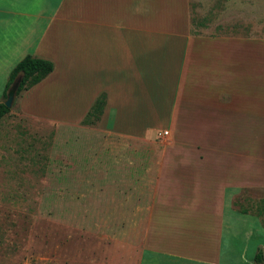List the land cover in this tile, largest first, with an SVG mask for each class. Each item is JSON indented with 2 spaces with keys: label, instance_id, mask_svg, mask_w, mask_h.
Listing matches in <instances>:
<instances>
[{
  "label": "crops",
  "instance_id": "0c3cea01",
  "mask_svg": "<svg viewBox=\"0 0 264 264\" xmlns=\"http://www.w3.org/2000/svg\"><path fill=\"white\" fill-rule=\"evenodd\" d=\"M27 55L55 68L18 98L25 113L35 102L81 119L106 93L102 128L155 144L134 264H256L263 245L224 247V232L241 220L247 239H264L261 218L233 205L264 189V37L193 33L188 0H0V103ZM163 124L161 137L151 127Z\"/></svg>",
  "mask_w": 264,
  "mask_h": 264
},
{
  "label": "rangeland",
  "instance_id": "374dc122",
  "mask_svg": "<svg viewBox=\"0 0 264 264\" xmlns=\"http://www.w3.org/2000/svg\"><path fill=\"white\" fill-rule=\"evenodd\" d=\"M188 3L193 33L264 37V0ZM24 93L0 120V264H134L156 191L155 144L83 125L80 110L56 121L62 111L29 102V115ZM233 205L256 215L264 189H242ZM235 224L224 247L264 248L243 233L247 222Z\"/></svg>",
  "mask_w": 264,
  "mask_h": 264
},
{
  "label": "trees",
  "instance_id": "16d2710c",
  "mask_svg": "<svg viewBox=\"0 0 264 264\" xmlns=\"http://www.w3.org/2000/svg\"><path fill=\"white\" fill-rule=\"evenodd\" d=\"M55 65L51 60L36 57L33 55L25 56L11 71L5 89L4 97L7 98V93L12 85L20 79L19 86L16 91V97L22 93L28 91L35 85L43 81L49 74L54 71ZM107 95L102 93L89 112L83 118L81 124L89 125L99 122L106 106ZM10 113V108L4 103H0V120H2L7 114ZM242 213H248L246 210H241ZM257 216L262 217L264 215V206L257 210ZM264 226V220L262 221ZM256 264L264 263V256L259 251L254 257Z\"/></svg>",
  "mask_w": 264,
  "mask_h": 264
},
{
  "label": "water",
  "instance_id": "95a60500",
  "mask_svg": "<svg viewBox=\"0 0 264 264\" xmlns=\"http://www.w3.org/2000/svg\"><path fill=\"white\" fill-rule=\"evenodd\" d=\"M19 82H20V79H18L13 85L12 87L9 89L8 93H7V98L4 102V104L7 106V107H11L13 105V102L15 100V97H16V91H17V88L19 86Z\"/></svg>",
  "mask_w": 264,
  "mask_h": 264
},
{
  "label": "built area",
  "instance_id": "2783aa9c",
  "mask_svg": "<svg viewBox=\"0 0 264 264\" xmlns=\"http://www.w3.org/2000/svg\"><path fill=\"white\" fill-rule=\"evenodd\" d=\"M168 135V131H162L161 133H159V136L164 137Z\"/></svg>",
  "mask_w": 264,
  "mask_h": 264
}]
</instances>
